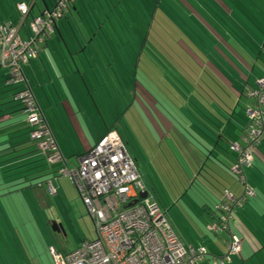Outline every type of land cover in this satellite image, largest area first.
Returning a JSON list of instances; mask_svg holds the SVG:
<instances>
[{"label":"crops","instance_id":"crops-1","mask_svg":"<svg viewBox=\"0 0 264 264\" xmlns=\"http://www.w3.org/2000/svg\"><path fill=\"white\" fill-rule=\"evenodd\" d=\"M21 1L0 0V21L16 22L13 7ZM39 1L40 12L56 5L43 0V9ZM150 3L153 7L139 22L144 30L133 39L132 50L125 52L118 36L105 33L101 22L74 18L59 23L56 38L37 47V59L25 69L30 89L71 170L115 129V122L120 124L121 116L115 120L121 110L122 85L126 87L132 92V106L123 117L133 126L151 166L147 177L138 168L140 178L185 250L207 252L198 264H219L236 238L241 252L230 256L231 264H264V142L253 154L254 168L243 171V183L234 172L238 156L230 151V145L243 144L248 123L244 114L254 106L250 94L264 80V0ZM144 4L143 0L133 3L134 11L144 10L138 8ZM143 37V52L138 53ZM110 45L118 49L103 50ZM121 58L125 68L119 67ZM0 74L5 79L7 73ZM16 106L11 98H0V187L21 185L13 196L27 191L40 200L41 192L38 196L31 188L42 191L53 186L57 196L55 181L63 176L43 166L40 152L24 131L21 108ZM176 121L199 141L189 143L184 129H174ZM198 124L207 129L198 130ZM153 170L157 178L150 176ZM158 179L170 186L171 192H164L169 207L153 193V181ZM247 188L255 196L231 215L226 230L211 231L219 225L220 211L246 197ZM55 224L60 225L48 224L51 231ZM58 243V250L55 246L48 250L66 255L80 247L62 249L64 243ZM4 256L0 246V264H5Z\"/></svg>","mask_w":264,"mask_h":264},{"label":"built area","instance_id":"built-area-1","mask_svg":"<svg viewBox=\"0 0 264 264\" xmlns=\"http://www.w3.org/2000/svg\"><path fill=\"white\" fill-rule=\"evenodd\" d=\"M61 8L66 9V2ZM62 10L46 14L44 20H34L31 42H23L18 36L28 13L26 6L19 7L22 17L15 26L0 24V68L9 71V86H27L23 66L37 56L33 44L42 43L37 39L46 31L52 33ZM258 87L257 92L250 94L254 106L246 111L248 127L243 144H234L231 148L238 154L234 172L241 180L243 171L254 166L253 154L264 142V80ZM15 102L21 103L23 115L35 129L32 140L39 143L40 150L51 154L49 164L63 163L31 91L18 93ZM77 164L73 170L63 166L58 175L68 178L76 187L95 223L97 239L83 243L66 255L50 249L53 264H198L207 257L205 250L187 251L182 246L166 215L145 188L117 133H108L90 153L80 157ZM48 191L51 196L56 193L53 186H49ZM253 197L254 192L247 188L246 198L233 200L234 207L220 211L219 225H213L211 231L226 230L234 210ZM240 252L241 242L233 238L228 255L219 264H231L230 256Z\"/></svg>","mask_w":264,"mask_h":264},{"label":"rangeland","instance_id":"rangeland-1","mask_svg":"<svg viewBox=\"0 0 264 264\" xmlns=\"http://www.w3.org/2000/svg\"><path fill=\"white\" fill-rule=\"evenodd\" d=\"M145 1L146 4H144ZM145 1L143 0V7L138 6L140 10H144L130 12L127 11V9L129 10L131 8L127 6L128 4H131L130 0H123L124 4L122 8H124L126 18L129 20V22L126 23V26L128 29L133 28L135 30V34H133L132 39H130L128 42H124L122 40L120 49L123 52L132 50L130 45L133 47V39H136V35H140L139 31L144 30V24L140 26L139 22L141 23L143 21L145 14L149 13L150 8L153 7V3L151 4L150 0ZM39 4L44 9L42 1H39ZM0 23L3 25L8 24L1 21ZM15 23L16 22H13L11 24L14 25ZM114 23L116 24V21ZM123 29L126 30L125 27ZM125 39L127 40V36ZM109 49L116 50L118 49V46L110 45L108 49L107 47H103V50L108 51ZM123 61L124 58L119 60L121 64V66H119L120 68H125ZM122 77L123 76L121 75V78ZM121 90V110L115 121H117L120 116L121 120L119 119V125L115 122V131H117V133L124 138L127 149L135 157L137 163L139 164L142 175L145 174L147 177V175H149L151 166H149V161L146 158L136 132L132 130L133 126L129 125L126 118L123 117L124 113L127 112L129 108L131 109L132 92H128L126 87L123 85ZM169 96L171 97L172 94L169 93ZM165 101L167 103L171 102L170 99H166ZM12 102L14 103V101ZM114 109L116 111V108ZM132 112L134 111L132 110ZM170 115H173L172 111L170 112ZM238 115H241V111H239ZM244 116H246V113ZM70 165L72 167L75 166L72 163ZM25 173L27 174L29 172ZM150 176L152 178L153 176L157 178L159 175H157L156 171L153 170ZM163 180L164 181L161 179L154 180V188L152 189L158 202L161 203L162 201L164 205L169 207L170 203L167 202L164 192L167 190L171 192V189L165 179ZM16 184V182L10 183L9 186ZM17 189L20 190L21 188H14L1 194L5 195L2 196L1 203L3 209L5 210L7 216V219L5 217V220L8 224H5V222L0 219V246L4 248L5 256L3 261H5V264H51L48 255L49 246H55V248L58 250V242L62 241L64 243L62 245L63 248L60 246L62 249L65 247L66 249L73 250L79 245L81 246V244L85 241H96L97 233L95 229V223L89 216L76 187L68 178H57L55 181V189L58 190L57 196L52 195L50 197L48 195V188H44V190L42 189L40 196L42 199H40V201L34 196L32 197L31 193L26 194L27 191H25L26 193H22L21 197L20 195H6V193L8 194L11 191L14 193V191ZM174 197L176 198V196ZM41 204L44 209H41ZM52 221L57 222V224L62 226L65 232L62 237L52 233L48 225Z\"/></svg>","mask_w":264,"mask_h":264},{"label":"trees","instance_id":"trees-1","mask_svg":"<svg viewBox=\"0 0 264 264\" xmlns=\"http://www.w3.org/2000/svg\"><path fill=\"white\" fill-rule=\"evenodd\" d=\"M37 1L38 0H22L20 3H17L15 5V8L13 7V9L17 12V20H16V23L14 25L11 24L13 22L8 23V24H4V25H10L12 27L15 26L18 23V21L20 20V18L22 17V14L19 11V7L20 6H26L27 9H28V13H27V15L25 17V20H24L23 25L21 26V28L19 30L18 36L21 39V41H23V42H31L32 39L34 38V36L32 34V31H31V25L33 24L34 20H37V19L44 20L46 14H48V13L50 14V13H52L54 11H57L58 9H61L62 10L61 4H63L64 2H66V9L65 10H62L63 12L61 14V17L55 22V25H54V28L52 30V33L46 31L45 33L42 34V36H40L37 39V41L41 40L42 43H36V44L34 43L33 44L34 45L33 48H34V50L36 52H37V50H36L37 47L44 46V45L48 44V41H49L50 38L55 37V36L58 35L57 34V28H58L57 25L59 23L61 24L62 22H70L74 18L77 19L78 22H79V20H86V18L88 20H92L93 23L101 22V25L103 27L102 29H103V31L105 33H108L109 34V32H110V33H112V34L114 33V34H116L118 36L116 38H119V45L121 44L122 40L124 42L125 41L128 42L129 41V38L128 37L130 35L135 34V30L133 28L128 29V27L126 26V23L129 22V20H128V18H126V13H125L124 8H122L123 7V4H124L123 3V0H53V1H55V4H56L55 7L52 8V9H47L45 12H40L39 7H38V4H37ZM40 1H43V0H40ZM139 1L140 0H130V3L131 4H128L127 6H130L131 5V8L129 10L127 9V11L133 12L134 11V6L132 4L135 3V2L136 3H139ZM44 2H45V0H44ZM154 2L156 3L157 0H154ZM44 5L47 6V7H49L47 3H44ZM181 19H183V18H181ZM115 21H116V24L117 25L114 23ZM84 22H86V21H84ZM87 23L88 24H91V21H88ZM0 24L3 25L2 23H0ZM124 27L126 28V30L123 29ZM90 29H91V25H90ZM23 33H24V37H23ZM126 33H127V35H126ZM93 35H94V33H93ZM126 36H127V40L125 39ZM144 38L145 37H143V40H142L141 44L138 47V53L141 52V51L143 52ZM105 45L108 46V44H105ZM92 48L95 49L93 46H92ZM37 57L38 56H36V58L34 60L29 61L28 64H26L25 66H23V77H24L25 82H26V85H27L25 88H23L24 87L23 85L9 86L8 85V82L11 79L10 74H9V71L7 69H5V68H0V72L7 73V75L5 76V79L3 77H1V74H0V98L1 97H5V101L10 100V98H11V101H14V104L17 105L16 107H20L21 108V115L23 116V118L25 120V125L23 126L24 127V131L27 133V135H29V139L31 140V142H33L35 144V147L40 152V154L42 156L41 163L43 164V166H50L51 168L56 169L57 170L56 175H58L59 172H60V170L63 168V166H68L69 162L66 161L63 158V156H62V154L60 152L59 146H58V144H57V142H56V140L54 138V135L52 134V132H51V130H50V128H49V126H48V124L46 122V119L44 118L41 110H40V112L42 114L43 122L48 127V129L50 131V134H51V138L54 141V143L56 145V148H57L60 156L63 159V163H61V164H58V165H51V164H49L48 160H49L51 154L49 152L47 153V152H44V151L40 150L39 143L38 142H35L34 140H32V134H33V132H34L35 129L29 124L27 118L23 115V108H22L21 103H16L15 102L16 95L18 93L26 90V89H29L31 91V93L34 95L33 91L30 89V85H29L30 83H29L28 78L26 77L25 69H26V67L31 62L35 61L37 59ZM258 90H259V87H258ZM9 95H11V97H8ZM34 97H35V95H34ZM36 103H37V106L39 107L37 101H36ZM39 109H40V107H39ZM245 120H246V122L248 121V119H247L246 116H245ZM172 125H174V129L175 130H176V127H178V128L181 127L182 129H184V132H186L185 133L186 136L190 138V140H189V138L188 139L186 138V140L189 143H192L193 144V142H198L199 141L196 137L193 136V134L191 133V131H189L187 128H185V126L183 127L182 123L176 121V122L172 123ZM200 125H202V124H200ZM196 126L199 127V124L196 125ZM202 126L203 127L202 128L199 127L198 130L201 131V129L202 130L207 129V127L205 125H202ZM247 127H248V123H247ZM112 132L117 133V131H115V129L114 130H110L108 133H112ZM119 137L122 140V142H123V144H124V146L126 148V151L128 152V149H127V145H126L125 140L120 135H119ZM103 138H101L99 140V142ZM218 140H219V137L217 136V139L215 141L217 142ZM8 142L11 144L13 142V140H9ZM233 145L234 144L230 145V151H231V148H232ZM10 149L13 152L14 148L11 147ZM128 154H129V152H128ZM129 156L131 157V155H129ZM237 156H238V154H237ZM131 159H132V161L134 163V166L136 167V170L138 171V174H139V169H138V168H140L139 167V164L137 163V161H136L135 158H132L131 157ZM254 162H255V160H254ZM77 163H78V161H77ZM237 163H238V160H237ZM254 166H255V163H254ZM254 166H252L250 169H247V170H251L252 168H254ZM139 176H140V174H139ZM237 178H238V180L241 183H243L241 181V179L239 178V176ZM19 187H21V185L20 186L19 185L18 186H14V187H8V188L7 187H5V188L0 187V219L2 221H4L5 224H7V221L5 220V217L7 219V216H6L5 210L3 209L2 203H1L2 202L1 201L2 196H5V195H1V194L4 193V192H8V190H12L14 188H19ZM31 189H33L36 192V195H38V196L40 195L41 189H39L38 187L37 188L34 187V188H31ZM6 195L7 196L8 195H13V192L11 191L8 194L6 193ZM150 195H151V193H150ZM151 196H153V195H151ZM36 198H37V196H36ZM244 198H246V197H244ZM40 199H42V197H40ZM41 206H42V204H41ZM45 206H46V204H45ZM42 208H43V206H42ZM237 209L238 208H236L234 210V212Z\"/></svg>","mask_w":264,"mask_h":264},{"label":"water","instance_id":"water-1","mask_svg":"<svg viewBox=\"0 0 264 264\" xmlns=\"http://www.w3.org/2000/svg\"><path fill=\"white\" fill-rule=\"evenodd\" d=\"M143 199H146V196H143ZM52 232H54V233H56L58 235L65 234L62 226L56 225V224L52 227Z\"/></svg>","mask_w":264,"mask_h":264}]
</instances>
